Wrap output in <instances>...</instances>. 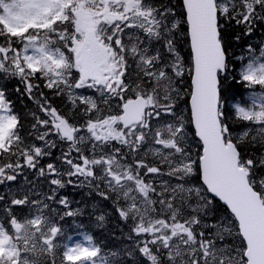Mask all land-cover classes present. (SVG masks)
<instances>
[{
	"label": "snow or ice",
	"instance_id": "1",
	"mask_svg": "<svg viewBox=\"0 0 264 264\" xmlns=\"http://www.w3.org/2000/svg\"><path fill=\"white\" fill-rule=\"evenodd\" d=\"M0 131V264H264V0H0Z\"/></svg>",
	"mask_w": 264,
	"mask_h": 264
},
{
	"label": "trees",
	"instance_id": "2",
	"mask_svg": "<svg viewBox=\"0 0 264 264\" xmlns=\"http://www.w3.org/2000/svg\"><path fill=\"white\" fill-rule=\"evenodd\" d=\"M30 106V105H29ZM107 233H101L99 236H98V239H106L107 238Z\"/></svg>",
	"mask_w": 264,
	"mask_h": 264
}]
</instances>
